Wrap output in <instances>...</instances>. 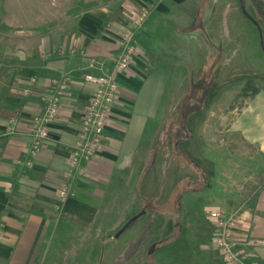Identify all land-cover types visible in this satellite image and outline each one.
I'll list each match as a JSON object with an SVG mask.
<instances>
[{"label": "crops", "instance_id": "crops-1", "mask_svg": "<svg viewBox=\"0 0 264 264\" xmlns=\"http://www.w3.org/2000/svg\"><path fill=\"white\" fill-rule=\"evenodd\" d=\"M141 6H148L150 13L134 27L132 15ZM225 7L227 13L233 12L230 3ZM224 17L212 0H0V23L15 29L5 32L9 41H1L6 61H0V70L6 68L9 76L0 93V264H38L39 254L57 239L56 233L93 225L96 215L114 201L113 180L127 177L137 152L149 146L174 68H188L175 52L180 42L175 45L173 40L181 38V30L194 27L188 33L197 39L192 57L196 59L202 47L200 33L208 32L207 25L211 32L219 28ZM129 29L136 50L127 69L115 74L119 91L104 131V149L78 175L70 159L93 92V85L83 77L112 72L122 50L116 39ZM91 59L103 65L90 67ZM62 78L66 86L58 98L59 114L48 124V137L33 156L34 118L44 111L51 81ZM240 82L211 128L218 134H237L255 147L256 159L245 158V163L256 165L262 176L264 90L255 78ZM233 160L237 166L243 162L238 157ZM233 175H217L215 184L204 176L205 185L198 189L191 183L189 192H199V197L212 194L216 205L208 212L218 207L230 212L242 202H236L234 185L230 186ZM62 187L68 193L65 198L59 195ZM208 212L204 216L187 212L181 220L194 238L189 264H226L213 246L214 226ZM173 228L167 224V230ZM236 232L244 238L264 239V185L254 206L245 203L241 208ZM244 252L251 262L264 263V246Z\"/></svg>", "mask_w": 264, "mask_h": 264}, {"label": "rangeland", "instance_id": "rangeland-1", "mask_svg": "<svg viewBox=\"0 0 264 264\" xmlns=\"http://www.w3.org/2000/svg\"><path fill=\"white\" fill-rule=\"evenodd\" d=\"M212 1L219 16L224 14L225 17L219 28L211 32L207 25L208 32L200 33L202 47L196 59L192 57L197 39L188 33L194 27L181 30V38L173 40L175 45L180 42L181 49L178 46L175 52L180 54V62L184 61L188 68L183 69L179 65L174 68L157 122L150 129L149 146L137 152L127 177L119 176L113 180L110 190L114 201L108 202L88 229L76 228L56 233L57 239L39 254L38 264H184L183 260L189 264L190 243L194 245V238L180 224L181 220L187 217V212L188 216H204V212L216 205L215 199L210 197L212 194L199 197V192H189L191 183L201 189L205 185L201 177L203 174L209 184H215L213 177L232 172L230 186L234 185L236 202L242 200L244 204L260 185L261 176L256 165L246 166L245 163V158L256 159L255 147L247 145L237 134L214 133L211 122L240 86L241 80H264V0ZM229 3L233 12L227 13L225 4ZM241 6L259 27L261 35L242 14ZM207 8L209 15V6ZM170 25L174 26L171 22ZM4 35L5 32L0 33L2 62L6 61L1 56L6 48L1 42ZM220 47L224 54L220 53L221 50L218 53ZM210 67L215 68L212 70L214 79L207 91L208 83L200 86V80L202 72L206 70L207 75ZM219 72L220 76L216 77ZM7 76L6 68L1 69L0 93H4ZM195 107L196 110L193 109ZM184 110L187 111L186 120L195 111L190 123L192 131L190 133L191 127L187 126L189 129L186 132L195 140L196 154L189 150L186 154L182 153L180 148L185 144L176 146L171 141L173 133L169 126L175 118H180ZM188 145H185L186 148ZM237 157L243 161L240 166L236 165L237 160H233ZM191 158L199 164L197 171L187 162ZM259 172L264 173V169ZM142 211L140 217L115 237L131 218ZM169 222L176 224L173 223L174 228L167 230L166 223ZM65 234L68 238L64 237Z\"/></svg>", "mask_w": 264, "mask_h": 264}, {"label": "built area", "instance_id": "built-area-1", "mask_svg": "<svg viewBox=\"0 0 264 264\" xmlns=\"http://www.w3.org/2000/svg\"><path fill=\"white\" fill-rule=\"evenodd\" d=\"M150 13L148 6H141L132 15L134 27L141 26ZM134 34L131 29L127 30L122 39H116L122 44V50L118 53L113 64L111 73H86L84 80L93 85L91 99L85 108L81 122L79 138L71 154L70 164L76 174L86 171V164L104 149V131L109 121L110 111L118 96L119 85L115 74L124 71L129 66L132 56L135 54L136 45ZM102 66L98 59H91L90 67ZM50 93L46 96L44 111L34 118L35 130L31 153L34 156L41 148L44 139L48 137V124L59 114L58 98L65 89L64 78L51 81ZM66 187L59 190L61 198L67 196ZM240 207L228 212L225 208H214L208 212V217L214 226L213 246L226 264H264L262 262H251L248 260L244 248L264 246V239L239 236L236 232L238 219L240 218Z\"/></svg>", "mask_w": 264, "mask_h": 264}, {"label": "trees", "instance_id": "trees-1", "mask_svg": "<svg viewBox=\"0 0 264 264\" xmlns=\"http://www.w3.org/2000/svg\"><path fill=\"white\" fill-rule=\"evenodd\" d=\"M241 12H242V14H244V12L242 11V9H241ZM41 28H44V27H38V28H36V30H40ZM0 29H1V31L2 32H12V31H14L15 29L14 28H12V27H9V26H6V25H4V24H1L0 25ZM6 41V40H8L9 41V39H7L6 38V36L3 38V41ZM6 43V42H5ZM221 50V47L218 49V53H219V51ZM222 51V50H221ZM220 51V52H221ZM218 53L216 54V55H218ZM215 69V68H214ZM214 69H213V67H210V71H208L209 73H207V75H209V77H210V79L209 80H207V75L205 74L207 71L205 70V71H203L202 73H203V77H202V80H200V86H204V84L205 83H208V86H207V88H206V90L207 91H209V86H210V83H212L213 82V77H214V75H213V71H214ZM213 70V71H212ZM206 75V76H205ZM257 83H258V85L264 90V80H258L257 81ZM199 84V82H197V84L196 85H198ZM199 86V85H198ZM203 95H205V93L203 92ZM202 95V96H203ZM194 110H196L197 109V107H195V108H193ZM187 111L186 110H184V113L182 112V115L180 116V118L178 117V118H175L174 119V121H172V123L170 124V128H171V133H173L172 135H173V138H172V142H173V144H175L176 146L177 145H181L182 143L183 144H185V145H188V148H186V146L184 145V146H182L180 149H181V152L182 153H184V154H186L187 153V151L189 150V151H191V153H198V148L196 147V144L194 143L195 142V140L193 139V136H191V135H189V134H187V132H186V130H188L191 126H190V123L193 121V118L195 117L194 115H192L193 113H195V111H192L191 112V116L189 115V118L186 120V119H184V118H186V115H185V113H186ZM184 115H185V117H184ZM176 121H177V123H176ZM187 126L189 127V128H187ZM193 126H195L194 124H193ZM191 131H192V127H191V129L189 130V132L191 133ZM192 137V138H191ZM195 151V152H194ZM194 154V155H195ZM191 157H194V156H192L191 155ZM187 162L189 163V165H191L193 168H194V170H198V165L199 164H197L196 163V161H195V159L194 158H191V159H189V160H187ZM204 176V174L201 176L202 177V179L204 180L205 179V177H203ZM259 182H260V184H261V187L264 185V175H262L260 178H259ZM260 186L258 187V188H256V190L254 191V192H252L251 193V195H250V197H249V200H248V204L250 205V206H254V204H255V202H256V199H257V196H258V193H259V190H260V188H261ZM167 224H169V226L170 225H172V227H174L175 225H173V222H169V223H166V225ZM174 224H176L175 222H174Z\"/></svg>", "mask_w": 264, "mask_h": 264}, {"label": "water", "instance_id": "water-1", "mask_svg": "<svg viewBox=\"0 0 264 264\" xmlns=\"http://www.w3.org/2000/svg\"><path fill=\"white\" fill-rule=\"evenodd\" d=\"M242 11L244 12V15H246V18H248L250 21H253V19H251V17H250V15H248L247 13H246V11H245V8L242 6ZM254 23V22H253ZM257 26V25H256ZM257 31H258V33H259V35H261V32H260V29H259V27L257 26ZM261 41V44H262V40H260ZM143 213V211L142 212H140L138 215H136L135 217H133V218H131L130 220H129V222L126 224V225H124V227H122V229H120L116 234H115V237H118L127 227H128V225L130 224V223H132L134 220H136L138 217H140L141 216V214Z\"/></svg>", "mask_w": 264, "mask_h": 264}, {"label": "flooded vegetation", "instance_id": "flooded-vegetation-1", "mask_svg": "<svg viewBox=\"0 0 264 264\" xmlns=\"http://www.w3.org/2000/svg\"><path fill=\"white\" fill-rule=\"evenodd\" d=\"M241 9H242V6H241ZM252 23H253V21H251ZM255 26H256V24L255 23H253ZM256 28H257V26H256Z\"/></svg>", "mask_w": 264, "mask_h": 264}]
</instances>
